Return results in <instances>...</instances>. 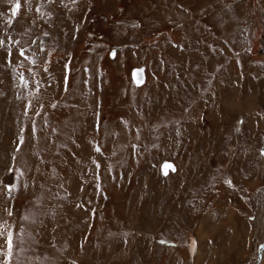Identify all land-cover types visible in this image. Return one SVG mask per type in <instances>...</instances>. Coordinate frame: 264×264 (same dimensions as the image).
<instances>
[{
  "label": "rangeland",
  "instance_id": "374dc122",
  "mask_svg": "<svg viewBox=\"0 0 264 264\" xmlns=\"http://www.w3.org/2000/svg\"><path fill=\"white\" fill-rule=\"evenodd\" d=\"M0 40V264L261 255L264 0H0Z\"/></svg>",
  "mask_w": 264,
  "mask_h": 264
},
{
  "label": "snow or ice",
  "instance_id": "6c2138e0",
  "mask_svg": "<svg viewBox=\"0 0 264 264\" xmlns=\"http://www.w3.org/2000/svg\"><path fill=\"white\" fill-rule=\"evenodd\" d=\"M51 2V0H50ZM73 2H75V0H73ZM20 8V3L17 2V4L15 5V8L13 9V16H16L17 14V11L18 9ZM4 46V41L3 40H0V47H3ZM20 56H24V51L23 49H21L20 53H19ZM113 56H115V52L112 53ZM27 58V57H25ZM32 63H35V61H32ZM139 72H143V70H139ZM138 83L140 82L139 80L137 81ZM65 90H67V78H65ZM56 105H52V107H55ZM37 115H39V113H37ZM33 132H35V129H33ZM23 141V137H21V142ZM95 151L97 152H100V148L97 147L95 149ZM261 155H264V151H261ZM93 163L96 164V167L99 168L100 165L99 163H97L96 161H93ZM166 167H172L171 165H166ZM227 183H229V185L231 186V181H228ZM6 187L8 188V191H9V194L11 193V186H7ZM5 211L7 212V215L9 217H12L13 216V210L11 208H6ZM7 221H4V224L7 225ZM4 236V231L0 230V237H3ZM4 243L6 244V254H7V257H11L12 256V252H13V248H14V235H13V232L11 230H8L7 231V235H6V239L4 240ZM163 243V242H162ZM195 243V242H194ZM262 247H264V245H262ZM2 254V253H0ZM4 264H8V261H7V258L5 259L4 261ZM73 264H75V262H73Z\"/></svg>",
  "mask_w": 264,
  "mask_h": 264
},
{
  "label": "water",
  "instance_id": "95a60500",
  "mask_svg": "<svg viewBox=\"0 0 264 264\" xmlns=\"http://www.w3.org/2000/svg\"><path fill=\"white\" fill-rule=\"evenodd\" d=\"M143 70L142 67H139V68H135V69H132L131 70V76H132V79L134 80V82L136 84H141L143 82V79H144V75H143V72H139V70ZM140 81L139 83L137 81ZM264 141V140H263ZM261 151H264V142L260 148V152ZM166 165H171L172 167H166ZM161 171L163 174H167L168 171L171 169V170H175V166L173 164L172 161H169V160H164L162 163H161ZM259 259V258H258ZM257 262V261H256ZM259 262V261H258Z\"/></svg>",
  "mask_w": 264,
  "mask_h": 264
},
{
  "label": "bare ground",
  "instance_id": "6f19581e",
  "mask_svg": "<svg viewBox=\"0 0 264 264\" xmlns=\"http://www.w3.org/2000/svg\"><path fill=\"white\" fill-rule=\"evenodd\" d=\"M259 23H260V22H259ZM258 27H261V26H258ZM263 43H264V42H263ZM253 48H254V47H253ZM257 49H258V47H255V48H254V50H255L256 53H257ZM256 53H255V54H256ZM142 68H143V67H142ZM143 75H144V69H143ZM131 79H132V77H131ZM144 79H145V76H144ZM144 79H143V82H144ZM132 80H133V79H132ZM133 82H134V81H133ZM143 82H142V83H143ZM142 83H141L140 85H142ZM134 84L137 85V86H140V85L136 84L135 82H134ZM173 164H174V162H173ZM174 166H175V164H174ZM175 169H176V166H175ZM170 170H171V169H170ZM170 170H169V171H170ZM169 171H168V173H169ZM172 171H174V170H172ZM161 172H162V171H161ZM168 173H167V174H168ZM167 174H166V175H167ZM263 257H264V247H262V249H261V260H262ZM258 264H262V263L259 261Z\"/></svg>",
  "mask_w": 264,
  "mask_h": 264
}]
</instances>
